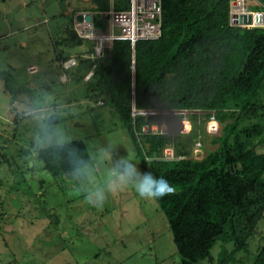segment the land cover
<instances>
[{
  "label": "rangeland",
  "instance_id": "obj_1",
  "mask_svg": "<svg viewBox=\"0 0 264 264\" xmlns=\"http://www.w3.org/2000/svg\"><path fill=\"white\" fill-rule=\"evenodd\" d=\"M112 1L114 8L127 6L126 0ZM246 4L262 6L258 0H245ZM88 5V0H0V34L6 32L0 35V264H179L155 200L142 199L125 188L109 195L100 207L90 205L73 172L52 175L37 156L47 144L80 138L91 162L98 161L101 147L110 146L114 158H130L143 171L126 128L86 86L83 76L89 64L77 71L74 66L60 67L70 55L86 58L93 51V37L76 44L68 33L73 29L68 13ZM42 18L47 21H37ZM26 24L29 27H21ZM29 62L33 63L26 69ZM260 97L264 104V95ZM33 111L48 118L38 120L29 115ZM217 112L216 107L190 106L136 109L131 103V116L170 123L166 134L152 135L165 131L156 120L159 130H152L149 139L135 138L140 154L144 160L159 156L179 161L182 150H187L200 161L213 153L225 128V120L220 124L216 119ZM54 113L61 119L49 122ZM46 125L51 126L47 142L40 139ZM154 136L161 142L151 152ZM263 238L264 212L245 248L217 263V240L210 249V264H251ZM224 245L229 248L230 243Z\"/></svg>",
  "mask_w": 264,
  "mask_h": 264
},
{
  "label": "trees",
  "instance_id": "obj_2",
  "mask_svg": "<svg viewBox=\"0 0 264 264\" xmlns=\"http://www.w3.org/2000/svg\"><path fill=\"white\" fill-rule=\"evenodd\" d=\"M258 1L264 6V0ZM88 3L85 10L108 6L107 0ZM68 15L71 25L73 11ZM92 21L103 27L96 14ZM68 33L81 43L83 38L72 28ZM92 62L86 86L126 128L143 171L165 177L174 189L154 200L165 216L179 264H210V249L217 240V263L245 248L264 212V23L229 25L227 0H160L157 38L135 40L132 47L127 39H113ZM130 102L136 109L216 107L215 117L220 124L225 120V128L213 153L200 161L188 158L185 150L179 161L159 156L144 160L135 138L150 135L140 132L142 118L130 115ZM59 119L54 113L48 121ZM157 121L170 125L162 118ZM160 142L152 137L151 152ZM257 145L263 149L257 150ZM37 156L52 175L72 172L74 160L90 161L80 138L47 144ZM251 264H264V238Z\"/></svg>",
  "mask_w": 264,
  "mask_h": 264
},
{
  "label": "built area",
  "instance_id": "obj_3",
  "mask_svg": "<svg viewBox=\"0 0 264 264\" xmlns=\"http://www.w3.org/2000/svg\"><path fill=\"white\" fill-rule=\"evenodd\" d=\"M107 2L108 6L104 10H79L72 15L71 26L75 34L81 38L93 37L96 41L93 51L91 50L86 58L78 59L70 55L61 62L60 67L65 70L77 66L81 59H90L89 69L83 76L85 80L92 74L94 65L92 61L101 56L103 47H109L113 39H127L132 47L135 40L155 39L160 35V0H126L125 8H114L112 0ZM86 12L90 14L89 20L75 19L76 14L83 15ZM92 14L98 16L103 28L93 25ZM227 22L231 26H262L264 6L262 5L260 9H249L245 5V0H227ZM146 133L151 135L147 131ZM166 133L157 131L152 135Z\"/></svg>",
  "mask_w": 264,
  "mask_h": 264
},
{
  "label": "clouds",
  "instance_id": "obj_4",
  "mask_svg": "<svg viewBox=\"0 0 264 264\" xmlns=\"http://www.w3.org/2000/svg\"><path fill=\"white\" fill-rule=\"evenodd\" d=\"M29 115L36 116L38 120L48 118L41 116L39 111L30 112ZM50 128V125L43 128L44 135L40 138L41 140L47 142L51 134ZM39 142L38 140L37 143ZM98 156L97 162L73 161V175L84 186L85 190L81 192L90 205L100 207L109 195L125 188L133 189L140 198L145 200L160 199L174 191L165 177L156 176L151 171H141L130 158H114L110 146L101 147Z\"/></svg>",
  "mask_w": 264,
  "mask_h": 264
},
{
  "label": "flooded vegetation",
  "instance_id": "obj_5",
  "mask_svg": "<svg viewBox=\"0 0 264 264\" xmlns=\"http://www.w3.org/2000/svg\"><path fill=\"white\" fill-rule=\"evenodd\" d=\"M147 122H151L153 125L149 126ZM156 124H157V123H156V120H154V119L149 120V121H142V122L139 124V130H140L141 133H143V132H145V131H149V133H150V132H152V130L154 131V130L158 129V127H157ZM173 126H174V123H173ZM202 126H203L204 129H206L204 125H202ZM160 130H166V126H165L164 124H161ZM174 130H175L177 133L181 134V132H179V131L177 130L176 125H175V127H174ZM150 134H151V133H150ZM185 155H186L188 158H190L191 160H193V156H192V154H191V151H187V150H185Z\"/></svg>",
  "mask_w": 264,
  "mask_h": 264
},
{
  "label": "water",
  "instance_id": "obj_6",
  "mask_svg": "<svg viewBox=\"0 0 264 264\" xmlns=\"http://www.w3.org/2000/svg\"><path fill=\"white\" fill-rule=\"evenodd\" d=\"M83 18L84 20H89L90 19V14L88 12L84 13L83 15L81 14H76L75 19L80 20ZM90 64V59H87L85 62H81L77 65V69H80L82 67H85L86 65Z\"/></svg>",
  "mask_w": 264,
  "mask_h": 264
},
{
  "label": "crops",
  "instance_id": "obj_7",
  "mask_svg": "<svg viewBox=\"0 0 264 264\" xmlns=\"http://www.w3.org/2000/svg\"><path fill=\"white\" fill-rule=\"evenodd\" d=\"M37 21H42V22H44V21H47V20H46L45 18H42L41 20H37ZM21 27L24 28V27H29V26H28V24H26V25H23V26H21ZM2 34H6V32H5V33H2ZM2 34H0V35H2ZM48 38H49V37H48ZM44 41H45V39H44ZM44 41H43V42H44ZM43 42H42V44H44ZM21 44H22V45H26V42H25V41H22ZM53 50H55V47H54V46H53L52 51H53ZM55 52H56V51H55ZM51 61H52V60H51ZM35 62H36V61H35ZM31 63H33V62H29V63H27V65L25 66L26 69L28 68V66H29ZM49 63H50V61H49Z\"/></svg>",
  "mask_w": 264,
  "mask_h": 264
},
{
  "label": "bare ground",
  "instance_id": "obj_8",
  "mask_svg": "<svg viewBox=\"0 0 264 264\" xmlns=\"http://www.w3.org/2000/svg\"><path fill=\"white\" fill-rule=\"evenodd\" d=\"M166 126H167V123H166ZM168 129H169V128H168ZM157 130H159V127H158V129H157ZM167 131H168V130L166 129V130H165V132H167ZM195 153H197V151H195Z\"/></svg>",
  "mask_w": 264,
  "mask_h": 264
}]
</instances>
